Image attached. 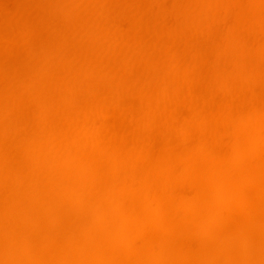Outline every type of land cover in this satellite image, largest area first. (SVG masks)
<instances>
[{"label":"clouds","instance_id":"obj_1","mask_svg":"<svg viewBox=\"0 0 264 264\" xmlns=\"http://www.w3.org/2000/svg\"><path fill=\"white\" fill-rule=\"evenodd\" d=\"M0 264H264V0H0Z\"/></svg>","mask_w":264,"mask_h":264}]
</instances>
